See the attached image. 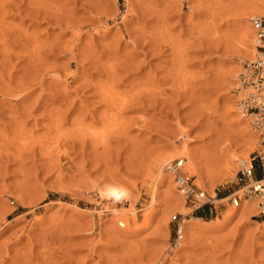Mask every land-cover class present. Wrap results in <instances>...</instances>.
Wrapping results in <instances>:
<instances>
[{
  "label": "rangeland",
  "instance_id": "obj_1",
  "mask_svg": "<svg viewBox=\"0 0 264 264\" xmlns=\"http://www.w3.org/2000/svg\"><path fill=\"white\" fill-rule=\"evenodd\" d=\"M36 1L37 17L0 2V37L20 50L0 43V264H264V214L227 197L236 161L257 148L234 89L254 54L239 46L251 8ZM178 152L216 196L211 212L161 164Z\"/></svg>",
  "mask_w": 264,
  "mask_h": 264
},
{
  "label": "built area",
  "instance_id": "obj_2",
  "mask_svg": "<svg viewBox=\"0 0 264 264\" xmlns=\"http://www.w3.org/2000/svg\"><path fill=\"white\" fill-rule=\"evenodd\" d=\"M249 23L254 36L255 52L251 59L242 63L237 73V87L234 89L238 93L236 108L248 119L256 134L257 148L247 160L236 161V174L231 180L235 190L227 197L233 205H237L242 198L252 199L258 211L264 214V13L251 17ZM182 160L168 162L165 169L174 175L176 188L189 206L194 209L207 207L211 212L216 196L202 191L185 171L180 170ZM172 219H177V216L174 215Z\"/></svg>",
  "mask_w": 264,
  "mask_h": 264
},
{
  "label": "bare ground",
  "instance_id": "obj_3",
  "mask_svg": "<svg viewBox=\"0 0 264 264\" xmlns=\"http://www.w3.org/2000/svg\"><path fill=\"white\" fill-rule=\"evenodd\" d=\"M2 0H0V2H1ZM16 1H23V2H21L22 3V5H24L23 7H25V9L27 8V12H29L28 14L29 15H32L33 17H37V14L39 13V12H41V10L40 9H42V8H40V7H38L39 5H37V4H35V3H31L30 2V0L29 1H27L26 2V0H15V2ZM25 1V2H24ZM39 1V0H38ZM7 3V5L9 6V8L8 9H10V12H11V8L10 7H12L11 5H14V4H12L13 2H12V0H11V2H10V0H3V2L2 3ZM14 2V3H15ZM20 2L19 3H17V4H20ZM29 2V3H28ZM35 2L37 3V1L35 0ZM45 2V1H44ZM238 2V1H237ZM24 3H27L26 5H28V7L27 6H25V4ZM43 3V2H42ZM239 3V4H238ZM238 3H234L235 5H238V7L240 8L241 6H245V8H251V10L250 11H248V14H247V16H245V19H247L248 17H249V19L251 18V17H253L255 14H261V13H264V0H241L240 2H238ZM1 4V3H0ZM16 4V5H17ZM40 4V3H39ZM45 4V3H44ZM43 4V5H44ZM234 4L232 5V7L234 6ZM21 5V4H20ZM21 5V6H22ZM31 5H34L33 7L31 6ZM55 5V4H54ZM6 6V5H5ZM8 6H6V7H8ZM36 6V7H35ZM40 6H41V4H40ZM44 6H46V5H44ZM229 6V5H228ZM227 7V6H226ZM13 8V7H12ZM18 8V7H17ZM21 8V7H20ZM48 8V7H47ZM230 8V7H229ZM14 9L16 10V8H15V5H14ZM13 9V10H14ZM49 9H51L52 10V8H49ZM49 9H46V10H48L46 13L47 14H49ZM57 9V8H56ZM59 9V8H58ZM57 9V10H58ZM23 10H24V8H23ZM43 10V9H42ZM46 10H44V11H46ZM53 10H55V9H53ZM53 10H52V13H54L53 12ZM60 10H61V8H60ZM8 11V10H7ZM6 11V12H7ZM19 11V10H18ZM25 11V10H24ZM66 11V10H65ZM5 12V13H6ZM9 12V11H8ZM15 12V11H14ZM69 12V11H68ZM0 13L2 14V13H4V6L3 5H0ZM16 13V12H15ZM45 13V12H44ZM43 13V14H44ZM67 13V12H66ZM226 13V12H225ZM9 14V13H8ZM27 14V15H28ZM239 14V13H238ZM3 15V14H2ZM7 15V14H6ZM28 15V16H29ZM41 15H42V13H41ZM46 15V14H45ZM50 15H51V13H50ZM242 15V14H241ZM5 16V15H4ZM3 16V17H4ZM27 16V17H28ZM38 16H40V14H38ZM48 16L49 15H47L46 16V19L48 18ZM31 17V16H30ZM29 17V18H30ZM42 17V16H41ZM56 17H57V14H56ZM66 17V16H65ZM69 18V17H68ZM1 19H2V16H1ZM0 19V20H1ZM4 19V18H3ZM36 19V18H35ZM49 20H51L50 18H48ZM47 19V20H48ZM43 20V19H42ZM54 20V19H53ZM60 21V20H59ZM62 21V20H61ZM54 22H55V20H54ZM57 22V21H56ZM66 22H68V20H67V18H66ZM0 23L2 24V22L0 21ZM53 23V22H52ZM70 23V22H69ZM248 23V22H247ZM53 24H55V23H53ZM64 24V23H63ZM4 25V24H3ZM2 26V25H1ZM1 29V28H0ZM2 29H3V27H2ZM1 29V30H2ZM4 30V29H3ZM12 31L14 30V29H11ZM19 30V29H18ZM6 31V30H5ZM16 31V30H15ZM14 31V32H15ZM243 32H241L242 34L240 35L241 37H240V40H239V46H244V48L245 49H248L247 50V52L245 51V50H242V52H243V54H242V56H244L245 55V57H250V54L251 53H254L255 52V47L254 46H252L254 43H252V45H251V39H252V37H251V33H252V29H251V27H250V24L248 23V24H246L245 25V28H243V30H242ZM21 32V31H20ZM16 33V32H15ZM17 33H18V31H17ZM16 33V35H14V37L16 38L15 40H16V42H17V47H19L21 50L23 49V48H25L26 47V42H25V40H27V39H24V37H25V35L23 36L22 34H23V32L20 34H17ZM6 34V33H5ZM7 36V35H6ZM3 33H2V35H1V37H0V43L2 42L3 44V47H4V53L3 54H5L6 55V51H7V49L9 48L10 49V52H11V50L13 49L14 51L16 50V49H14L15 47H13V45H12V49L10 48L11 46V44H7V41L9 40H7V37H6ZM26 37H28L27 35H26ZM9 38V37H8ZM36 39V38H35ZM14 40V41H15ZM48 42H50V41H48ZM15 43V42H14ZM13 42H12V44H14ZM20 43H22L23 45H19ZM36 43H37V41H36ZM52 42H50V44H51ZM54 43V42H53ZM16 44V43H15ZM34 45V44H33ZM40 45H41V43H40ZM44 45V44H43ZM36 46V45H35ZM37 46H39L38 44H37ZM36 46V47H37ZM27 47H29V46H27ZM31 47V46H30ZM34 47V46H33ZM51 47V46H50ZM55 47V46H54ZM57 47V46H56ZM38 48V47H37ZM1 49H2V47H1ZM18 49V48H17ZM36 49V48H35ZM51 49V48H50ZM54 50V49H53ZM56 50V49H55ZM13 51V52H14ZM16 51H20V50H16ZM8 52H9V50H8ZM17 52V53H18ZM241 52V51H240ZM248 54H246V53ZM245 53V54H244ZM8 55H6V56H10L9 55V53H7ZM13 54V53H12ZM15 54H16V52H15ZM155 54V53H154ZM28 55H30V54H27V56ZM33 57H34V55L33 54H31ZM252 55V54H251ZM5 58V57H4ZM28 58V57H27ZM30 59H31V56L29 57ZM6 60V59H5ZM151 92L153 91V90H150ZM156 91V90H155ZM149 92V91H148ZM154 93H152V95H153ZM105 95H106V97H107V93H103L102 94V97H104L105 99H106V97H105ZM155 95V94H154ZM145 96V95H144ZM147 96V95H146ZM156 96V95H155ZM101 97V98H102ZM134 97V96H133ZM136 97V96H135ZM154 97V96H153ZM152 97V98H153ZM157 98V97H156ZM238 98V97H237ZM136 99H137V97H136ZM104 100V99H103ZM102 100V101H103ZM133 100H134V98H133ZM140 100V99H139ZM168 100H170L169 98H168ZM141 101V100H140ZM139 101V102H140ZM143 101V100H142ZM146 101H148V102H150V100H146ZM146 101H144V102H146ZM154 101V100H153ZM166 101V100H165ZM165 101H163L164 103H165ZM129 102H131L130 100H129ZM136 102V101H135ZM156 102V104H157V101H155ZM170 102V101H169ZM171 102H172V99H171ZM173 102H174V100H173ZM134 103V102H133ZM147 103V102H146ZM125 104V103H124ZM135 104V103H134ZM133 104V105H134ZM139 104V103H138ZM162 104V103H161ZM167 104V103H166ZM165 104V105H166ZM130 105V104H129ZM131 105H132V103H131ZM168 105H170V104H168ZM155 106V105H154ZM167 107V106H166ZM170 107V106H169ZM171 109V108H170ZM169 109V110H170ZM172 110V109H171ZM170 110V111H171ZM192 119V118H191ZM249 123V122H248ZM249 127H250V125H249ZM246 129V128H245ZM247 131H248V133H249V140H250V137H251V140L250 141H252L253 143L255 142V143H257V136H256V134H254L253 132H251L252 130H248L247 129ZM248 138V137H247ZM249 141V142H250ZM246 142V141H245ZM249 144V143H248ZM256 145V144H255ZM54 146V145H53ZM173 155V154H172ZM189 155V154H188ZM184 157H186L187 158V154L186 155H184V154H181V153H176L175 155H173V156H170V157H163V158H161V164H164V162L165 161H167L168 160V162L169 161H171V160H174V159H183L182 160V162H181V167H180V170H182V171H185L184 169H183V165H188L189 167H190V169L192 170V175H196V172L192 169V166L189 164V162H185V158ZM189 159V158H188ZM239 160V159H238ZM243 160H247V159H243ZM166 164H168V163H166ZM165 164V165H166ZM161 169V168H160ZM164 169V168H163ZM108 193L116 200V199H124L126 196H127V192H126V190H124V189H121V188H111V189H109V191H108ZM110 195H108V196H110ZM126 198H128V197H126ZM125 200V199H124ZM242 202V203H241ZM131 203V202H130ZM240 203L242 204V208H244L247 212L248 211H252L254 208H255V206H256V203L252 200V199H241V201H240ZM233 206H239V203L237 204V205H233ZM241 207V206H240ZM249 213V212H248ZM194 219H197V220H199V218H194ZM181 227V226H180ZM179 227V228H180ZM182 228V227H181ZM181 230H183V229H181ZM179 233V232H178ZM183 235V234H182ZM179 237H180V235H179ZM178 237V238H179ZM183 237V236H182ZM184 238V237H183ZM180 239V238H179ZM177 246V245H176Z\"/></svg>",
  "mask_w": 264,
  "mask_h": 264
},
{
  "label": "trees",
  "instance_id": "obj_4",
  "mask_svg": "<svg viewBox=\"0 0 264 264\" xmlns=\"http://www.w3.org/2000/svg\"><path fill=\"white\" fill-rule=\"evenodd\" d=\"M201 214H202V212H201V211H199V215H200V216H202Z\"/></svg>",
  "mask_w": 264,
  "mask_h": 264
}]
</instances>
